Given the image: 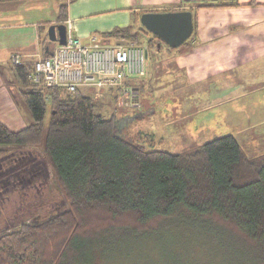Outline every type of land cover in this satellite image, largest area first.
Segmentation results:
<instances>
[{
	"label": "trees",
	"instance_id": "trees-1",
	"mask_svg": "<svg viewBox=\"0 0 264 264\" xmlns=\"http://www.w3.org/2000/svg\"><path fill=\"white\" fill-rule=\"evenodd\" d=\"M6 1L17 0H0ZM73 1L60 0L58 23ZM135 18L97 36L103 43H145L147 51L162 41L135 27ZM194 32L193 19L190 39ZM51 44L56 45L47 34L41 38L44 55ZM12 69L30 119L17 130L0 121V155L41 147L67 207L41 218L26 216L1 230L0 264H131L111 258L114 252L143 258L151 240L164 246L165 264H264V155L246 157L230 134L180 153L154 148L152 132L133 135L116 110L103 116L99 100L105 93L95 98L81 86L70 93L33 83L32 62ZM108 95L120 102L118 89ZM135 111L132 123L144 118Z\"/></svg>",
	"mask_w": 264,
	"mask_h": 264
},
{
	"label": "rangeland",
	"instance_id": "rangeland-1",
	"mask_svg": "<svg viewBox=\"0 0 264 264\" xmlns=\"http://www.w3.org/2000/svg\"><path fill=\"white\" fill-rule=\"evenodd\" d=\"M200 2L214 1L196 0L194 3ZM66 21L59 23L66 24ZM46 34L47 28L44 29ZM187 40L189 45L191 39ZM112 43L132 42L112 40ZM139 45L146 48L145 43ZM188 49L186 44L171 48L159 41L148 48L143 75L128 78L123 86L103 88L102 93L97 87L89 85L81 86L80 91L95 98L96 94L100 97L105 93V97L99 100L103 105L100 111L103 116L107 118L116 110L119 117H122L119 123L124 127L129 122L126 130H130L133 135L139 131L152 132L157 141L154 148L180 153L213 138L230 134L239 142L246 157L263 156L264 61H256L255 56L248 57L244 65L231 66L225 72L190 83L184 70L176 69L172 61V52ZM11 55L10 62L14 65ZM13 85L11 82L12 92L22 99L20 90ZM116 89L119 90V103L108 95L110 90ZM21 105L29 121L26 105ZM135 108L142 112L144 119L132 123L134 112H137ZM129 112L134 115H129ZM8 151L0 155V231L8 230L26 216L41 218L67 207L61 184L52 174L41 147L11 148ZM21 155L23 158L26 156V160L22 158V163L19 161ZM24 192L28 197L25 208ZM15 209L19 213L13 215ZM149 243L142 254L143 258H120L114 252L116 255L113 254L111 260H129L131 264H165L164 246L156 247L154 240ZM193 264L209 262L193 260Z\"/></svg>",
	"mask_w": 264,
	"mask_h": 264
},
{
	"label": "crops",
	"instance_id": "crops-1",
	"mask_svg": "<svg viewBox=\"0 0 264 264\" xmlns=\"http://www.w3.org/2000/svg\"><path fill=\"white\" fill-rule=\"evenodd\" d=\"M195 1L75 0L68 5L66 18L73 20L74 34L86 41L92 34L131 25L136 15L133 25L142 26L140 15L144 12L190 10L195 23L194 35L186 45L190 49L171 55L175 68H182L190 83L225 72L231 66L244 65L248 57L264 61V0ZM59 2H0V121L10 129L24 127L28 115L20 96L11 90V82L17 90L20 84L9 57L11 53L18 54L21 62H31L44 55L40 41L44 29L58 23Z\"/></svg>",
	"mask_w": 264,
	"mask_h": 264
},
{
	"label": "built area",
	"instance_id": "built-area-1",
	"mask_svg": "<svg viewBox=\"0 0 264 264\" xmlns=\"http://www.w3.org/2000/svg\"><path fill=\"white\" fill-rule=\"evenodd\" d=\"M66 19L65 43L54 45L48 54L32 61L33 69L28 75L31 82L62 87L70 93L86 85L101 91L123 86L128 78L145 73L147 50L144 46L103 43L96 34L83 41L73 32V20ZM11 57L15 64L21 63L18 54Z\"/></svg>",
	"mask_w": 264,
	"mask_h": 264
},
{
	"label": "water",
	"instance_id": "water-1",
	"mask_svg": "<svg viewBox=\"0 0 264 264\" xmlns=\"http://www.w3.org/2000/svg\"><path fill=\"white\" fill-rule=\"evenodd\" d=\"M140 23L147 31L173 48L183 44L193 31L192 12L188 9L144 12L140 15ZM47 37L52 43L64 44L66 41L65 24H50L47 28Z\"/></svg>",
	"mask_w": 264,
	"mask_h": 264
},
{
	"label": "bare ground",
	"instance_id": "bare-ground-1",
	"mask_svg": "<svg viewBox=\"0 0 264 264\" xmlns=\"http://www.w3.org/2000/svg\"><path fill=\"white\" fill-rule=\"evenodd\" d=\"M32 62V61H31Z\"/></svg>",
	"mask_w": 264,
	"mask_h": 264
}]
</instances>
